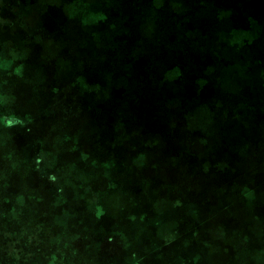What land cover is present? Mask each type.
Masks as SVG:
<instances>
[{
  "label": "crops",
  "instance_id": "crops-1",
  "mask_svg": "<svg viewBox=\"0 0 264 264\" xmlns=\"http://www.w3.org/2000/svg\"><path fill=\"white\" fill-rule=\"evenodd\" d=\"M27 1L31 2L32 9L30 6L27 9L22 8V0H0V12H2L0 18L4 20L3 23L0 22V26L18 31L21 43L27 45L30 48L27 51L31 50V55H33L34 48L31 46L41 47L54 44L55 35L53 32H49L50 28L54 29L52 31H59L60 28L67 26L71 28L70 23L67 25V16L70 12L68 10H73V8L67 7L64 10L58 6L56 20L52 21L53 15L52 17L49 15L48 5L41 4L40 0ZM250 1L238 0L236 5L239 8L250 10ZM216 6L221 7V0L216 1ZM180 8L182 14L185 10L189 12L193 9L190 3L185 6L181 4ZM36 13L40 14V20L33 22L30 20V16ZM81 13L82 15L92 14L88 9ZM194 14L197 15V24L192 28L191 36L201 38L206 33H212L210 36L214 38L220 36L221 40L219 43L216 42L218 45L216 44L215 49L222 47L225 49L224 51L230 49L232 52L231 54H213L215 59L211 76L208 71L205 73L196 71V75L195 73L191 75V80L188 81L190 88L185 92L187 98L180 94V90L176 99L178 104L165 102L163 109H158L162 103H157V105L150 103L153 105L152 108L144 106L147 109V118L158 117L160 124L168 126L169 131L162 134L164 144L155 146L151 142L152 140L143 136L144 134L140 135L138 129L129 134L130 138H136L141 143V147L144 145L145 148L137 152L133 149L118 150L116 156L120 159L127 156L131 158V164H137V166L141 164L140 170L134 165L131 168L134 173L136 171L139 179V175L142 177L143 173L147 174V178L143 183L134 181L132 178L126 184L120 181L124 187L123 191H128L127 193L122 191L121 195L124 197L125 194L126 201L133 204L149 205L150 212L152 209L155 211L157 207L154 206L162 204L161 201H169L174 209L165 212V221H174L173 219L180 217L184 223L192 219V222L197 225L208 222L210 224L206 227L203 226L201 232L218 231V237L222 238L221 241H224V237L227 238V252L231 255L229 249L233 247L236 249L229 256L228 262H232L231 260L234 259L233 264H264L261 255L264 249V229H262L264 228V86L262 84L264 81V48L260 49V45L257 44L254 51L253 47L246 51L236 46L234 39L238 35L236 33L238 28L229 9L214 10L204 6L196 8ZM61 19H63L62 24H60ZM53 23H55L54 27ZM185 25V23H181L180 27L175 25V27H165L164 30L169 34L173 30L184 32L183 26ZM86 27L88 30L90 23ZM217 31L218 33H215ZM221 32L223 34H220ZM182 39L187 46L188 41L184 37ZM33 40H35V44H33ZM79 55L82 56L75 54L76 58ZM209 56L212 58V54L208 53L203 58H196L195 62L188 59H181V61L191 62L192 66L202 60L206 61ZM55 58L41 61L39 57H35L37 63L29 65L28 69L33 74L23 75V78L28 77L41 82L55 78L57 76L54 72L56 65L53 61ZM59 58L62 59L61 56ZM252 63L254 68H251ZM256 71L258 73H255ZM98 74L102 75L103 73ZM249 74L253 75V82L249 81ZM81 76L87 77L90 74L83 73ZM204 77L208 79L206 80L207 85L213 86V90L212 92L205 91L204 101L197 103L195 98L197 96L196 89H198L196 85L198 84L196 83ZM247 86L251 87L250 91L246 90ZM30 90L27 92L31 93ZM253 93H258L260 96L256 103L257 108L254 110V119L251 121L246 112L240 109L239 101L243 99V95L250 99L251 95H254ZM102 95L105 97L102 101L100 100V103L92 104L90 100V103L84 101L82 106L79 103V108L78 103L74 102L75 96H70L65 103L59 104L57 101L50 106L37 107L36 122L33 120L34 114L30 111L20 112L19 115L16 113L20 108L21 110L23 108L22 104L18 103L11 105L16 108H12L3 115L6 117L5 125L7 127H19L21 124V128L29 133L35 132L38 136H46L47 144L38 146L30 159H33L36 167L41 162L40 167H43L47 173L48 178H45L48 181L53 183L52 177L57 171L65 173V178L72 175L69 167L56 168L57 165H61V159L65 157L81 159L84 162L83 167L86 173L90 168L86 164L94 159L93 164L101 163L99 167L102 172L104 162L110 153L108 144H118L122 141L125 136L124 127L127 131V127L135 129L139 125L137 118L132 116L125 118L128 107H125L122 99L115 100V102L113 100L110 102L111 104L108 103L105 106L108 96ZM98 96L102 98V96ZM66 103L69 105V109L64 112L62 108ZM61 133L65 134L64 137H68L64 144L54 138V135ZM50 138L55 140L51 141ZM37 139L35 140L37 141ZM97 145L101 148L98 151L93 150V146ZM63 146L65 148L60 149ZM70 148H73L74 151H69ZM145 152L148 153V156H145L148 162L153 160L154 164L147 165L144 158ZM94 153L98 155H93ZM159 153H163L164 161L153 155ZM120 168L122 167L117 160L114 174L118 178H123L124 174L131 173L128 171L129 168ZM16 190H20V187ZM141 190H149L151 194L145 195L141 193ZM40 206L43 204L35 203V207L39 210ZM251 222H253L252 225ZM182 230L185 231L186 227ZM52 231L53 237L71 238L69 234L58 235L54 230ZM195 231L197 232V230ZM112 232V230L110 233L107 232L106 238L109 239ZM172 236L173 234H167L166 237ZM194 236L197 238V234ZM206 242L214 246L213 248L206 247L208 249L206 252L213 259L219 253L221 244ZM96 244L101 243H98L97 240L92 242V246ZM69 249L71 251L69 250L70 252L63 255L64 259L69 262L64 264H78L69 254L75 258L74 254L76 249L79 251V247L74 244L69 246ZM93 252L94 254L90 253L92 255L91 262H82L81 264H101L103 262L117 264L120 260L118 255L104 257L101 245ZM244 254L243 262L240 257ZM186 260L183 258L180 261L185 264ZM61 262L56 255V250H52L43 264H63ZM10 264L15 263L10 261ZM207 264H212V262H207Z\"/></svg>",
  "mask_w": 264,
  "mask_h": 264
},
{
  "label": "rangeland",
  "instance_id": "rangeland-1",
  "mask_svg": "<svg viewBox=\"0 0 264 264\" xmlns=\"http://www.w3.org/2000/svg\"><path fill=\"white\" fill-rule=\"evenodd\" d=\"M40 1L41 4L49 6L53 14L52 21L56 20L58 6L64 10L67 7L73 8L68 10L70 12L67 16V25L70 23L71 28L67 26L68 28L53 31L54 44L41 47L33 45L31 46L34 48L33 55H31V50L27 51L29 47L21 43L18 31L0 26V264H10V261H14L15 264H26V262L27 264H43L52 250H56L59 261L64 264L69 261L64 259L63 255L70 252L69 246L74 244L79 247V251L76 249L75 258L72 254L69 255L78 264L90 263L92 260L90 253L94 254L93 251L99 245L103 248L104 257L118 255L120 260L117 264H165L168 256L169 264H178L183 259L178 252L180 249L189 254L188 260L195 256L191 260L192 264H207V262L233 264L227 262L236 249L234 247L229 249L230 255L224 246V241L218 237V231L201 232L204 223L197 225L192 222L193 219L186 223L182 222L180 217L173 219L174 221H165V212L174 209L169 201H161L162 204L155 205L154 207L157 208L155 211L152 209V212L149 210V205L126 201L127 196L121 195L124 187L120 181L123 182V178H118L115 174L108 179L102 175L101 170L98 171L97 176H94V173L88 174L84 171L81 159L65 157L61 159V165H57L56 168L62 169L61 167L69 165L72 175L65 178V173L57 171L56 180H53V183L48 181L47 173L43 167H40L41 162L36 167L33 159H30L38 146L47 144L46 136H38L35 132L29 133L21 128V124L19 127H7L3 115L12 108H16L11 106L15 103L22 104L24 107L26 101H32L29 98L31 93L27 92L30 89L34 93L46 92L53 95L54 92L65 87L62 79L56 77L46 80L47 82L23 78V75L33 74L28 69L29 65L37 63L35 57H39L41 61L56 57L53 61L56 66L64 60L72 68L75 76L99 71L103 74L112 73V76L117 78L121 73L119 65L127 42L125 38L131 37L134 27L138 25V22H142L143 18L145 19L143 21L150 23L147 26L156 27L154 28L156 31L148 33L149 41L153 40L155 44L157 40L164 41L165 27H175V25L180 27L181 23H185L184 32L173 30L170 33L172 37L168 46L175 48L176 37L178 39L184 37L188 45L181 58L193 62L196 58L207 56L217 47L216 42L219 43L221 40L220 36L218 38L210 36L212 33H206L201 38L191 36L192 28L197 24V15L194 14V10L204 6L214 10L222 8L231 10L238 28L236 31L238 35L234 39L236 46L246 51L252 47L254 51L257 44L260 45V49L264 48V0H251L250 10L239 8L236 5L238 0H221V7L216 6L218 0H189L193 9L189 10L190 13L185 10L183 14L180 11L181 0H151L149 3L148 0H141V2L139 0ZM22 3V8L27 9L30 6L32 9L30 1L22 0ZM85 9L92 14L82 15L81 12ZM30 20L38 22L40 14H32ZM124 21L127 23L124 24ZM0 22L3 23L4 20L0 18ZM89 23L90 28L87 30L86 25ZM54 24H52L53 27ZM87 45L94 46L90 54H87L84 49ZM153 48L155 47H150L151 51ZM75 54L82 56L79 55L76 58ZM186 63L191 67V62ZM253 66L252 63L251 68ZM257 71L255 73H258ZM78 79V77L75 78V81ZM190 80L191 77H188L187 81ZM139 81L140 85H145L148 80L141 78ZM246 90L250 91L251 87L247 86ZM153 92L150 91L144 96L150 98ZM42 94L41 96H46ZM253 94L250 99L243 95V99L239 101L240 109L246 112L251 121L254 119V110L257 108L256 103L260 96L258 93ZM27 109L31 110L24 107L16 113L18 115L27 113L29 112ZM64 136L65 134L61 133L54 135V138L64 144L68 139ZM36 138H38L37 141ZM50 140L55 139L50 138ZM146 152L145 159V156H148ZM153 155L164 161L163 153ZM130 161L131 158L122 157L119 160V165L122 167L120 169H125V165L131 164ZM146 163L154 164V161L148 162L146 159ZM128 171L131 173L124 174L127 179L132 178L134 181L143 183L147 178V174L143 173L142 177L139 175V179L136 171L134 173L131 167ZM82 174L88 181L80 180L83 178ZM18 187L20 190H16ZM141 193L147 195L151 194V191L141 190ZM13 200L14 202L10 203ZM35 203L43 204L39 207L40 210L35 207ZM186 219H188L187 216ZM128 223L136 227L134 228L136 232L138 227L141 236L150 237V241L156 239L158 244H152L150 248L145 243L139 244L135 235L131 236L126 230L125 226ZM185 227L186 230L183 231L182 228ZM52 230L56 233L69 234L71 238L65 237L63 242L57 241L53 237ZM110 230L113 231L109 238L111 240L106 238ZM163 232L173 234L174 237L166 240ZM188 234L189 237H187ZM196 234L197 238L194 236ZM85 235L88 236L84 237ZM136 235L138 236V233ZM163 237H165L164 247H162ZM95 240L101 244L92 246ZM206 241L216 242L223 247L220 245L219 253L213 259L206 252L208 250L206 247L214 246ZM200 253L202 256L198 257ZM244 258L245 254L240 257V260L244 262ZM137 260L140 261L135 262ZM101 264H107V262Z\"/></svg>",
  "mask_w": 264,
  "mask_h": 264
},
{
  "label": "trees",
  "instance_id": "trees-1",
  "mask_svg": "<svg viewBox=\"0 0 264 264\" xmlns=\"http://www.w3.org/2000/svg\"><path fill=\"white\" fill-rule=\"evenodd\" d=\"M72 2L74 3V1ZM139 2H141V0H139ZM149 2H151V0H148V3ZM188 3H190L189 0H181V4L184 6ZM47 10H48L49 15L52 17L53 14L50 11V9L47 8ZM62 20L63 19L60 20V24L63 23ZM143 20L145 19L143 18L141 20L142 22H138V25L134 27V30L131 33V37L125 38L127 42L124 45V50L122 53V62L119 65V68L121 67L120 69L121 73L118 74V76L116 75L117 78H114L112 76V73L107 72L105 74H102L99 71H93V72L91 71L89 73L90 76H87V77L75 76L74 73L72 72V68L68 65V63L65 61H61L60 65H57L55 67L54 72H56V75H58L56 76V78L62 79V82L65 84V87L60 88L59 91L54 92L53 95H50L49 93H46V92L34 93L32 92V90H30L31 96H29V98L32 99V101H26L24 103L25 108L31 109V110H28V109L27 110L32 112V114H34L33 120L36 122L35 112L37 110V107L41 108L46 105L50 106V104H54L57 101L59 104L65 103L68 101L70 96H75L76 99H74V102L78 103V108H79V103H81L80 106H82V103H84V101L86 103H90V101H92V104L100 103L105 97L102 94H105L108 96V99H106L105 106L108 105V103L111 104L110 102L113 100L115 102V100L122 99L125 107L126 106L128 107L126 108L128 112L126 113L125 118H127L128 116L137 118V122L139 125L135 127V129H132V127H127L128 129L127 131H125V127H124L123 133L125 134V136L123 137L122 141L118 142V144H114V143L108 144V150L110 153L108 154V157L106 161L104 162V165H103L104 170L102 171L103 173L102 175H104L107 179L113 176L114 173L111 174L110 172L115 170V168L117 167V160H120V158L116 156V154L118 153V150L122 151L126 149H133L135 152H137L139 150L142 151V149L145 148L144 145H142L141 147V143H139V141H137L136 138H133V137L130 138L129 134L131 132H134L138 129L139 134L140 135L144 134L143 136H146V138L149 139L150 141L152 140L151 142L153 143L154 146L164 144V142L162 141L164 139L162 134H164V132H168L169 127L166 125L160 124L158 117L152 116L150 118L149 117L147 118L146 116L147 109L144 106L147 105L148 107L152 108L153 105H150V103L157 105V103L159 102L158 104L162 103V105L158 106L159 107L158 109H163L165 107V106L163 107L165 102L166 103L172 102L174 104H178V101H176V99L178 98L180 90H181L180 94L184 95L187 98V95H186L187 93L185 92L190 88L189 87L190 82L187 81L188 77H192L191 75H193L194 73L196 75V71H201V73H205L206 71H208L209 72L208 74H210L211 76L212 74L211 72L213 70L212 68L214 64L213 61L215 59L213 54H223V53L231 54L232 52L230 49H228L227 51H224L225 49L222 47L212 49L209 52L210 54H212V58L209 56L208 59H206V61L202 60L199 63H196V65L194 64L190 67L188 63L181 61L182 59L181 55L182 53H185V48H186V44L183 41V39L182 38L178 39L176 37V40H177V42L175 43L176 47L170 48L168 45L171 43V38H170L171 35L169 33L167 34L165 33L164 41L162 42V41L157 40V43L155 44L153 43V40L149 41L148 38H150V36L148 35V33L150 32L153 33L154 31H156V29H154L156 27L147 26V24H150V23L143 21ZM124 22H125L124 24L127 23L126 21ZM52 30L54 29L50 28L49 32L52 33L53 32ZM150 47H155V48H153V50L151 51ZM84 49L87 52V54H90L91 51L94 49V46L87 45L85 46ZM98 73H101L102 75ZM77 77L79 79L75 81V78ZM141 78L143 80L144 79L148 80L145 85L139 84L140 83L139 80ZM248 79L249 81L251 80V82H253L254 81L253 75L249 74ZM206 80L208 79L205 77L203 79L200 78L198 80V83H196L198 84L196 85V88L198 89H196L197 96L195 98V102L197 103H199L200 101H204L203 96H204L205 91L210 90L212 92L213 90V86H210V85L208 86ZM179 83H181L180 87L179 85L177 86V84ZM262 84L264 86V81ZM149 90L154 91L150 98L144 96L145 94H148V92H150ZM73 91L75 92L72 94ZM42 93L46 94V96H41ZM98 95L102 96V98H100ZM209 95L211 96V93H209ZM37 96H40V97L37 98ZM169 99L170 101H168ZM66 109H69V105L67 103L65 104V106H63L62 110L66 112ZM5 118L6 117H3L4 120ZM124 121L126 122L127 120H124ZM159 124L161 125V127L159 126ZM64 148L65 146L61 147L60 149H64ZM100 148L101 147L97 145V146H93L92 149L98 151ZM71 150L74 151L73 148L69 149V151ZM93 155H98V154L94 153ZM92 158H95V157L92 156ZM94 162L95 160L93 159L90 163L88 162L86 165L90 167L88 174L94 173L93 175L97 176L99 173L98 171L100 170L99 165L101 163H98L96 165V164H93ZM133 165L138 170H140L142 167L141 164H139L138 166L137 164H130V165H125V168L134 167ZM65 167L70 168L69 165ZM82 175H83V178H80V180L88 181L87 177H85L84 174ZM52 178L56 180L57 177L54 176ZM130 179L123 177L122 180H123V183L126 184L127 182L131 181ZM127 192L128 191L126 190L124 191V193H127ZM13 202L14 200L11 201L10 203H13ZM140 222H138V224H140ZM208 224L210 223L205 222L204 226L206 227ZM125 227L131 236L132 234L135 235L136 239H138L139 244L145 243L148 248L152 247V244H158L156 239H152L150 241V237L141 236L139 233L140 230L138 227H137V232L134 229L136 227L135 226L132 227V225L130 226L129 223ZM263 227H264V224H263ZM70 230L73 231L72 229ZM136 233H138V236L136 235ZM163 233L165 237L168 234L166 232H163ZM57 234L60 235L61 233L58 232ZM74 236H75V233L73 232V237ZM165 237H163L164 245L162 247L165 246V241H164ZM172 237H166V240ZM55 238L57 241H61V242H63V239H64V237H56V236ZM224 245L225 247L227 245L226 237H224ZM196 251L198 253V250ZM178 252L181 255V257L187 258L185 264H190L192 258L195 257V256L191 257L190 260H188L189 254L187 252H184L181 249L178 250ZM261 255L263 256V262H264V249ZM201 256L202 255L200 253L198 257H201ZM139 261L140 260H137L135 262H139ZM169 261H170V258L168 256V259L165 262V264H169ZM231 261L233 262L234 259H232ZM178 264H183V262L179 261Z\"/></svg>",
  "mask_w": 264,
  "mask_h": 264
}]
</instances>
